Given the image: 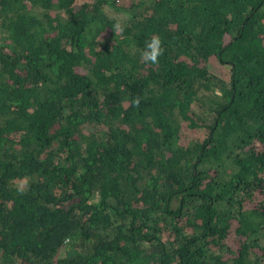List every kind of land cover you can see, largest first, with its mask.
I'll list each match as a JSON object with an SVG mask.
<instances>
[{
    "label": "trees",
    "instance_id": "obj_1",
    "mask_svg": "<svg viewBox=\"0 0 264 264\" xmlns=\"http://www.w3.org/2000/svg\"><path fill=\"white\" fill-rule=\"evenodd\" d=\"M0 264H264V0H0Z\"/></svg>",
    "mask_w": 264,
    "mask_h": 264
},
{
    "label": "clouds",
    "instance_id": "obj_2",
    "mask_svg": "<svg viewBox=\"0 0 264 264\" xmlns=\"http://www.w3.org/2000/svg\"><path fill=\"white\" fill-rule=\"evenodd\" d=\"M119 31L123 33L124 28L119 26ZM164 49L162 40L158 34H153L150 39L145 42L144 48L141 50V59L144 63L158 64L159 58L163 55ZM140 102L139 97L133 98V104L138 106Z\"/></svg>",
    "mask_w": 264,
    "mask_h": 264
},
{
    "label": "rangeland",
    "instance_id": "obj_3",
    "mask_svg": "<svg viewBox=\"0 0 264 264\" xmlns=\"http://www.w3.org/2000/svg\"><path fill=\"white\" fill-rule=\"evenodd\" d=\"M120 2L122 0H119ZM105 12L107 15H109L110 17L114 18L116 21H119L122 17L120 16V11H115L114 9H105ZM213 64V63H212ZM217 69H218V66L214 65Z\"/></svg>",
    "mask_w": 264,
    "mask_h": 264
}]
</instances>
